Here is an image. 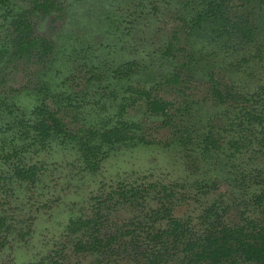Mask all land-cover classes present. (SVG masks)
<instances>
[{
    "label": "rangeland",
    "instance_id": "obj_1",
    "mask_svg": "<svg viewBox=\"0 0 264 264\" xmlns=\"http://www.w3.org/2000/svg\"><path fill=\"white\" fill-rule=\"evenodd\" d=\"M43 1L0 0V264H147L154 247L178 264L182 245L165 252L147 231L169 214L199 230L217 203L228 223L264 221V119L244 117H264V4L245 41L192 30L198 0ZM136 89L171 101L169 114ZM42 100L67 128L123 120L133 138L103 144L88 166L64 134L44 145L25 134ZM29 166L32 179L16 174ZM89 217L102 236L135 233L114 252L77 250L70 224Z\"/></svg>",
    "mask_w": 264,
    "mask_h": 264
},
{
    "label": "trees",
    "instance_id": "obj_2",
    "mask_svg": "<svg viewBox=\"0 0 264 264\" xmlns=\"http://www.w3.org/2000/svg\"><path fill=\"white\" fill-rule=\"evenodd\" d=\"M198 3L197 12L188 23L192 30H209L211 35L221 40L232 37L245 41L258 39L261 27L257 23L256 10L264 4V0H198ZM41 5L45 9L54 8L55 1H43ZM173 77L174 80H178L179 75L174 74ZM215 90L222 99L219 87ZM136 91L145 96L152 112L169 114L171 101L154 95L150 90L136 89ZM34 112L36 116L29 125L33 132L25 133L32 136L33 142L44 145L53 133H62L77 145L86 164L91 167L97 164L95 159L101 153L103 144L111 147L112 144L133 138L131 130L136 126L135 123L122 120L104 129L92 127L73 130L64 126L57 111L52 109L45 100L37 105ZM244 117L248 118L251 124L254 121L262 122L264 119L261 113L248 109ZM209 141L215 142L211 138ZM234 144L237 148L239 147L238 141H234ZM13 152L17 154L16 149ZM6 158H10L9 153H6ZM16 174L32 179L35 168L33 166L17 168ZM256 201L264 203V189L257 194ZM220 208L221 206L217 203L205 208L200 216L202 227L199 230L190 226V221L169 214L168 227L150 228L147 231L154 240L162 244L161 247L166 249L165 252H168L169 247L179 249L182 245L184 255L178 264H264V221L245 217L244 223L231 224L223 219ZM163 209L167 211L169 207ZM158 216H161L160 211L155 218ZM155 218L153 219L156 220ZM101 223L99 217L79 218L72 221L70 228L76 233L81 232L74 242V247L77 250L114 252L115 244L121 247L122 245L119 244L126 240L124 239L126 233H135V230L126 228L119 234L102 236ZM153 249L147 253V264H164L162 250Z\"/></svg>",
    "mask_w": 264,
    "mask_h": 264
}]
</instances>
